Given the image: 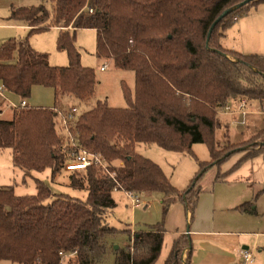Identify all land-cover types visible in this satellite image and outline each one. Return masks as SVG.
Segmentation results:
<instances>
[{"label": "trees", "instance_id": "trees-1", "mask_svg": "<svg viewBox=\"0 0 264 264\" xmlns=\"http://www.w3.org/2000/svg\"><path fill=\"white\" fill-rule=\"evenodd\" d=\"M244 1L50 0V8L11 9L9 20L26 23L30 31L24 39H10L0 46V82L20 99L31 98L35 86L55 91V109L23 110L11 120L0 117V150L12 151L13 164L25 177L49 169L54 179L65 170L69 156L56 131L55 110L63 97L80 102L94 98L98 81L95 71L81 63L77 31L97 32L98 58L134 72L135 91L123 84L127 108L97 101L79 117L80 143L100 155L115 173L113 179L92 166L82 176H70V187L88 192L87 201L53 194L43 181H37V194L32 196H17L13 187L0 189V264H62L65 256H73L70 264H101L109 251L115 254V264H156L165 240L164 223L136 233L126 250L109 247V237L117 232L107 222L108 213L117 207L114 191L160 193L164 218L173 204L181 202L193 223L203 192L199 183L210 168L221 167L237 153L245 156L233 169L264 157V129L248 145L227 143L218 151V110L239 99L264 107V56L227 51L220 41L216 43L218 32L221 40L223 31L256 0L224 18L207 46L213 23ZM51 28L60 30L57 48L67 54V67L52 66L48 54L30 44L33 35ZM197 144L207 145L211 159L199 162L184 191L136 150L139 145H156L198 161L192 151ZM226 176L218 175L217 180ZM252 207L253 203H246L238 210L254 213ZM192 249L189 235L180 236L165 264H190ZM186 250L189 255L184 260Z\"/></svg>", "mask_w": 264, "mask_h": 264}, {"label": "rangeland", "instance_id": "rangeland-1", "mask_svg": "<svg viewBox=\"0 0 264 264\" xmlns=\"http://www.w3.org/2000/svg\"><path fill=\"white\" fill-rule=\"evenodd\" d=\"M4 1L5 0H0V25L8 22L7 19L10 16L8 9H5L4 7ZM16 2L27 3L30 2V0H17ZM41 3L46 5L48 8L51 7L50 0H43ZM239 17L240 15L237 16V18ZM241 21L247 25V31H259L256 40L258 44L256 43L255 45H258L256 47L257 50L264 53V0H256L253 2V5L249 8L247 13L241 17ZM233 22H235V19ZM222 29L223 28H219L217 31H222ZM0 31H5V29L0 27ZM218 33L216 43L220 41V32ZM58 36L59 34L57 33V30L55 28H51L47 32L35 34L32 37L36 41V46L45 50L44 52H38L48 54L50 64L52 66L67 67L69 65L67 54L65 52H60L57 48ZM22 38L24 39L25 37ZM17 40L20 39L18 38ZM76 46L81 53L82 65L95 71L98 81L96 92L91 102L76 101L73 97L67 96L65 97L66 99H64L63 105L58 106L55 111L65 114L73 108L74 103H77L76 108L79 110V120V117L92 109L97 101L107 102L112 108H127L128 104L123 94V84H126L134 94V72L119 70L114 66L112 61H105L98 58L97 32L95 30L82 29L77 31ZM33 49L35 48L33 47ZM263 53L258 55L264 56ZM229 58L236 61V58L233 55H229ZM51 61L55 64L65 65H53ZM105 64L109 65L108 69L105 72H101L100 68ZM37 89L34 90V94L38 96L39 102L33 104V106H35L34 108L53 106L54 97L51 95V92H49V94L48 92H42L43 89H46L43 87H39ZM10 110V120L14 118L16 113H21V111L18 112L13 109ZM221 112V110H218V122L220 124V128H222L225 124L221 121L223 115ZM257 119L259 120V118ZM262 127L249 132L244 139L239 140H225L223 137L220 139L219 137L221 136V132L218 133V138L220 139L219 140L217 138L219 141L218 151H223L227 143L235 146L248 145L254 135L263 130ZM56 131L62 139L63 145L66 147V135L60 118L56 119ZM136 150L145 158H148L159 165L165 172L166 176L170 179L172 185L179 191H184L188 188V177L194 171H198L199 162H209L211 159L210 151L205 144H197L193 146L192 151L198 161L187 153L166 151L156 145H139ZM240 154L241 153L235 154L221 167L215 166L210 168L199 183V187H201L203 191L206 190L207 193L210 192L211 194L215 193L218 202L222 201L229 194L238 195L246 190V187L248 189L247 185L233 183L229 180V178L227 181L217 180L218 175H227V169L240 159ZM10 155H12V151L9 149L0 152V177H2L1 180L5 177H10V184L13 186L17 196H32L37 194V181H43L52 190L53 194L69 195L70 197L80 199L81 201H87L88 192L74 190L70 187V176L74 173H68L64 170L53 179L52 171L48 169L41 173L35 172L31 177H25L22 171L18 168L16 172H13L12 167L9 165ZM151 157L153 159H151ZM262 158L264 159V157ZM115 165H119V163H115ZM75 174L77 176H82L85 172ZM258 177L260 179L263 175L260 174ZM258 182L253 185L252 189L249 188L250 195L247 194L248 199H246V203H253L252 209L255 208V212L252 215L243 214V212L238 210L240 206L246 204L245 202L235 209L228 208L226 204H222V207H220L219 204V207L215 211V218L217 221L216 230L248 233L246 236L241 237L242 239L248 241L246 246L250 248L249 251H251L254 255V259L251 264H264V183ZM140 196L144 205L134 208L125 192H114L113 198L116 201L117 207L108 213L107 222L112 228L116 229L117 232L108 239V245L110 248L112 247L115 249V247H119V249L126 250L133 245L135 233L151 231L163 223L164 228L167 231V217L164 218L161 204L163 195L160 193H150ZM194 222L186 223L185 229H188L190 226L191 230ZM172 236L173 235L171 234H166V242H164L163 246L164 250H162L161 256L156 264H164L167 256L169 255L168 250L170 252L169 248L172 244ZM71 257L73 256H65L62 264H70L69 261ZM101 264H115V254L109 251L106 259Z\"/></svg>", "mask_w": 264, "mask_h": 264}, {"label": "crops", "instance_id": "crops-1", "mask_svg": "<svg viewBox=\"0 0 264 264\" xmlns=\"http://www.w3.org/2000/svg\"><path fill=\"white\" fill-rule=\"evenodd\" d=\"M17 0H5L4 7L8 9L9 15L11 14L12 8H20V7H32L44 5L41 2L43 0H30L27 3L16 2ZM10 17V16H9ZM8 22L0 25L1 28L5 29V31H0V46L7 42L10 39H20L22 37H26L30 31L29 26L24 22L12 21L7 19ZM239 18L234 22V26L230 27L226 31H223V36L220 40V44L223 49L227 51H234L240 54L249 55V54H261L260 50H257V35L259 31H247V25L241 21ZM57 33L59 34L60 30L55 28ZM47 32V31H45ZM42 34V33H39ZM23 39V38H22ZM31 46L34 47L37 51L44 52L36 46V41L31 38ZM258 44V43H257ZM264 54V53H263ZM106 61V60H105ZM111 61V60H110ZM50 62V59H49ZM53 65H65V64H55L51 61ZM108 65V64H105ZM104 66V65H103ZM102 66V67H103ZM109 66V65H108ZM101 67V68H102ZM101 72L107 71H102ZM42 87L35 86L32 89L31 98L27 99V102L31 108H34L33 104L39 102L38 96L34 94V90ZM45 88V87H43ZM38 90V89H37ZM50 90V91H48ZM42 92H51V95L54 97V105L50 107H42L55 109V91L51 88L43 89ZM12 99L15 102L20 100L19 97L11 94ZM65 97L61 100V105H63ZM73 99H75L73 97ZM76 101H78L76 99ZM228 104L233 106V112H225L222 115L221 121L225 124L222 128H220L217 132H221V136L225 140H239L244 139L249 132L254 131L257 128L264 129V115L260 112L263 107L257 101H250L246 99L239 100H231ZM77 103H74L73 108H75ZM243 105V106H242ZM4 115L2 118L9 119L10 109H4ZM225 111V110H224ZM238 112L246 113L240 114ZM259 118V120L257 119ZM245 122L243 125L242 123ZM223 129V130H222ZM218 138V139H219ZM219 139V140H220ZM4 150H0L3 152ZM245 156V153L240 154V159L236 161L235 164L230 166L227 170V176L224 181H227L229 178L230 181L240 185H247L246 190L238 195L229 194L222 201L218 202L215 193H210L204 190L198 200L197 209H196V219L190 230V226L188 229H185V224L190 222L191 213L186 209L185 205L181 202H177L173 204L169 210L166 219L167 231L166 234L173 235L172 244L170 246V252L172 250L174 242L182 235H189L192 241V256L190 264H238L241 260L239 256V252L241 250H249L250 248L246 246L248 241L242 239L241 236H246L248 233L246 232H225L216 230V218L215 211L217 208L222 207V204H226L228 208L235 209L236 207L246 203L247 194L250 195L249 188L252 189L253 185L258 183H264V159L262 156L256 157L252 160L245 161L238 169H233V167L241 161ZM9 165L12 167L13 172H16L17 168L13 164V156L10 155ZM151 159H153L151 157ZM8 162V161H7ZM198 172V171H197ZM197 172H193L187 180V185L194 179ZM23 173V172H22ZM70 173V172H68ZM262 174L263 177L259 179V175ZM24 175V173H23ZM25 176V175H24ZM2 177H0L1 180ZM10 177L3 178L0 181V189L13 187L11 184ZM15 191V190H14ZM118 191V190H116ZM115 192V191H114ZM113 192V194H114ZM144 195V194H143ZM250 203V202H248ZM255 211V208L253 209ZM246 215H252L253 213H243ZM166 234L165 240L166 242ZM164 246V245H163ZM164 250V249H162ZM169 250L168 253L170 254ZM162 253V252H161ZM188 251L186 250L183 254V259L188 258ZM167 256L166 260L168 259ZM165 260V262H166ZM164 262V264H165ZM7 264V263H3Z\"/></svg>", "mask_w": 264, "mask_h": 264}, {"label": "built area", "instance_id": "built-area-1", "mask_svg": "<svg viewBox=\"0 0 264 264\" xmlns=\"http://www.w3.org/2000/svg\"><path fill=\"white\" fill-rule=\"evenodd\" d=\"M90 13H93V11L90 10ZM235 21H237V19H235ZM107 68L108 65H104L101 70L105 71ZM4 109H13L14 111L19 112L23 110H29L31 109V107L29 106L27 99H20L18 102H15L12 99L11 93L7 90L5 85L0 82V117H3L5 112ZM221 111L222 114L225 112H233V106L227 104V106ZM78 112L79 110L76 107L70 109L65 114L57 112V118L61 119L64 133L66 135V147L69 156V159L65 164V171L70 173H80L87 171L92 166H96L102 169L106 173V175L115 179V173H112L110 171L107 162L100 155H97L85 149L80 143L79 137L77 135ZM238 113H242L244 115L246 114L243 112ZM260 113L264 115V107ZM242 124L244 125L245 122H243ZM121 191L125 192L127 197L132 202L134 208H138L144 205L143 201L141 200L140 194L127 192L124 190ZM239 256L241 260L238 264H251L254 259L253 253L249 250H241L239 252Z\"/></svg>", "mask_w": 264, "mask_h": 264}, {"label": "water", "instance_id": "water-1", "mask_svg": "<svg viewBox=\"0 0 264 264\" xmlns=\"http://www.w3.org/2000/svg\"><path fill=\"white\" fill-rule=\"evenodd\" d=\"M254 0H245L244 2L240 3L239 5H237L236 7L234 8H231L229 10H227L221 17H219L212 25L211 29H210V32H209V35H208V41H207V46L209 47V44H210V39L212 37V34L214 32V30L216 29V27L221 23V21L226 18L229 14H231L234 10L236 9H239L247 4H249L250 2H252ZM240 151L242 149H239ZM119 247H115V250H118Z\"/></svg>", "mask_w": 264, "mask_h": 264}]
</instances>
